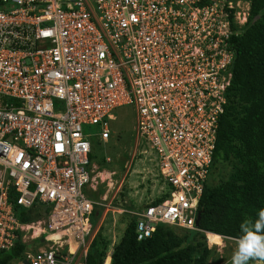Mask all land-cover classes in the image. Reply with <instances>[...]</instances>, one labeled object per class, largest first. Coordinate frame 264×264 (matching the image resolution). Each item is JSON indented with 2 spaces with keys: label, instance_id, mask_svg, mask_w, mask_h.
<instances>
[{
  "label": "built area",
  "instance_id": "1",
  "mask_svg": "<svg viewBox=\"0 0 264 264\" xmlns=\"http://www.w3.org/2000/svg\"><path fill=\"white\" fill-rule=\"evenodd\" d=\"M250 3L0 0V252L27 244L9 264H86L94 206L125 212L111 206L120 185L107 203L84 190L98 184L85 129L96 125L104 142L125 105L135 115L130 163L148 157L169 188L162 201L127 211L136 239L159 223L199 230ZM15 206L35 207L34 219L21 221ZM41 219L45 231L32 226Z\"/></svg>",
  "mask_w": 264,
  "mask_h": 264
},
{
  "label": "trees",
  "instance_id": "2",
  "mask_svg": "<svg viewBox=\"0 0 264 264\" xmlns=\"http://www.w3.org/2000/svg\"><path fill=\"white\" fill-rule=\"evenodd\" d=\"M250 5L251 23L235 39L232 78L218 119L213 154L212 170L219 162L227 163L231 167L228 178L204 185L198 231L185 230L182 235L177 227L159 223L150 237L137 240V217L129 215L113 246L111 264H207L210 249L200 239L204 238L201 231L239 239L242 222L254 223L264 209V0H251ZM166 195L164 192L146 205L162 201ZM14 209L21 221L34 219L31 211L35 207ZM100 215L101 209L94 206V224ZM26 246L19 242L0 252V264L20 258ZM105 249V239L98 233L91 241L86 264H102Z\"/></svg>",
  "mask_w": 264,
  "mask_h": 264
},
{
  "label": "rangeland",
  "instance_id": "3",
  "mask_svg": "<svg viewBox=\"0 0 264 264\" xmlns=\"http://www.w3.org/2000/svg\"><path fill=\"white\" fill-rule=\"evenodd\" d=\"M134 122L133 108L125 105L115 110V119L109 125L111 132L104 142L97 136L99 128L96 125L85 129L92 134L90 139L95 143L91 162L95 165L93 174L98 184L95 189L84 190L87 195L98 202H103L102 197L107 195L103 202L107 203L120 185L115 197L111 200V206L125 210L122 213L105 211L104 205H97L101 209V215L95 224L93 223L90 239L92 241L95 235L100 233L105 239V253L111 251L119 240L129 218L127 211L141 210L152 199L160 197L169 189L166 184H162L154 161L148 157L136 155L130 163L134 147ZM105 157H109V160H105ZM230 172L229 164L217 163L209 176L208 185H216L227 179ZM99 176L104 180L101 181ZM93 218L91 217L92 220ZM176 231L178 234H184V231L178 228ZM201 232L204 238L200 237V239L204 240L210 249L207 264H228L237 250L238 240L223 239L216 234ZM105 260L108 261V255ZM249 264H257V261L251 260Z\"/></svg>",
  "mask_w": 264,
  "mask_h": 264
},
{
  "label": "clouds",
  "instance_id": "4",
  "mask_svg": "<svg viewBox=\"0 0 264 264\" xmlns=\"http://www.w3.org/2000/svg\"><path fill=\"white\" fill-rule=\"evenodd\" d=\"M241 230L243 235L237 241L238 247L232 256V264H249L251 260L264 264V209L258 212L254 223L242 222Z\"/></svg>",
  "mask_w": 264,
  "mask_h": 264
},
{
  "label": "bare ground",
  "instance_id": "5",
  "mask_svg": "<svg viewBox=\"0 0 264 264\" xmlns=\"http://www.w3.org/2000/svg\"><path fill=\"white\" fill-rule=\"evenodd\" d=\"M208 180H209V178H208ZM208 183V182H207ZM199 211V210H198ZM43 219H41V220H37V221H34V222H32V226H35V227H37L38 229H40V230H42V231H45L44 230V226H43ZM197 227H198V225H197ZM200 230V229H199ZM216 235H218V234H216ZM218 236H220L221 238H223L221 235H218ZM224 239V238H223Z\"/></svg>",
  "mask_w": 264,
  "mask_h": 264
},
{
  "label": "water",
  "instance_id": "6",
  "mask_svg": "<svg viewBox=\"0 0 264 264\" xmlns=\"http://www.w3.org/2000/svg\"><path fill=\"white\" fill-rule=\"evenodd\" d=\"M201 213H202V209H199V211L197 212L196 220H195L196 225L199 224ZM24 263L28 264L26 261H24Z\"/></svg>",
  "mask_w": 264,
  "mask_h": 264
},
{
  "label": "crops",
  "instance_id": "7",
  "mask_svg": "<svg viewBox=\"0 0 264 264\" xmlns=\"http://www.w3.org/2000/svg\"><path fill=\"white\" fill-rule=\"evenodd\" d=\"M153 200V199H152ZM109 261H110V256L108 255V261H106V263H109Z\"/></svg>",
  "mask_w": 264,
  "mask_h": 264
}]
</instances>
